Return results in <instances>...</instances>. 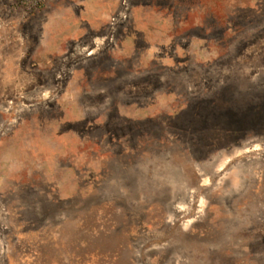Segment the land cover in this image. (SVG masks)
<instances>
[{
  "label": "rangeland",
  "instance_id": "obj_1",
  "mask_svg": "<svg viewBox=\"0 0 264 264\" xmlns=\"http://www.w3.org/2000/svg\"><path fill=\"white\" fill-rule=\"evenodd\" d=\"M0 264H264V0H0Z\"/></svg>",
  "mask_w": 264,
  "mask_h": 264
}]
</instances>
